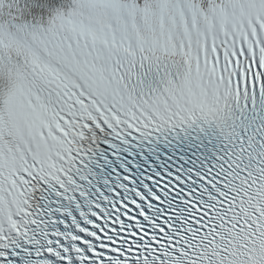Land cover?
Wrapping results in <instances>:
<instances>
[{
    "label": "snow or ice",
    "instance_id": "6c2138e0",
    "mask_svg": "<svg viewBox=\"0 0 264 264\" xmlns=\"http://www.w3.org/2000/svg\"><path fill=\"white\" fill-rule=\"evenodd\" d=\"M0 264H264V0H0Z\"/></svg>",
    "mask_w": 264,
    "mask_h": 264
}]
</instances>
